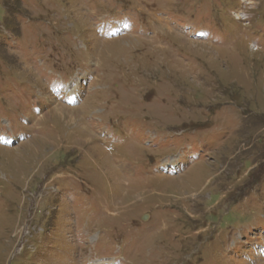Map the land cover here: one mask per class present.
<instances>
[{
    "label": "rangeland",
    "instance_id": "1",
    "mask_svg": "<svg viewBox=\"0 0 264 264\" xmlns=\"http://www.w3.org/2000/svg\"><path fill=\"white\" fill-rule=\"evenodd\" d=\"M0 264H264V0H0Z\"/></svg>",
    "mask_w": 264,
    "mask_h": 264
},
{
    "label": "bare ground",
    "instance_id": "2",
    "mask_svg": "<svg viewBox=\"0 0 264 264\" xmlns=\"http://www.w3.org/2000/svg\"><path fill=\"white\" fill-rule=\"evenodd\" d=\"M63 111L62 110H60L58 113H62ZM101 263V262H100Z\"/></svg>",
    "mask_w": 264,
    "mask_h": 264
}]
</instances>
